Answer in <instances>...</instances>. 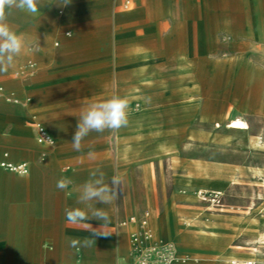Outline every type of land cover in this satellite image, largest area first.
<instances>
[{
  "label": "rangeland",
  "instance_id": "obj_1",
  "mask_svg": "<svg viewBox=\"0 0 264 264\" xmlns=\"http://www.w3.org/2000/svg\"><path fill=\"white\" fill-rule=\"evenodd\" d=\"M126 1L90 14L59 9L54 47L85 38L88 29L99 39L79 50L94 53L84 63L94 64L101 92L86 99L70 75L81 69L62 67V110L79 118L90 103L119 95L129 101L128 157L119 153L118 130L105 131L73 156V168L123 178L111 207L115 224L128 230L127 264L133 230L122 223L145 214L162 229L160 242L176 245L174 263L264 264V0H204V8L198 0ZM33 69L25 67L23 78ZM119 78L121 92L113 83ZM237 118L248 132L228 128ZM187 224L206 230V238L181 242L173 231Z\"/></svg>",
  "mask_w": 264,
  "mask_h": 264
},
{
  "label": "crops",
  "instance_id": "obj_2",
  "mask_svg": "<svg viewBox=\"0 0 264 264\" xmlns=\"http://www.w3.org/2000/svg\"><path fill=\"white\" fill-rule=\"evenodd\" d=\"M113 1L72 0L68 13L90 14ZM54 2L48 0L49 6L41 7L36 13L10 10L8 15L10 26L22 35L25 43L15 65L7 73L0 74V85L5 87L7 95L18 101L14 103L0 98V164L3 161L26 163L29 172L21 175L0 166V264H127L131 259L128 230L120 229L118 222L115 224L111 205H97L108 210L110 215V222L102 229H98L102 222L95 219L76 225L67 223L65 219L66 207L82 206L76 204L79 186L89 178L90 171L73 168L77 165L73 157L77 151L73 150L71 140L78 118L71 116H76L74 112L79 111L73 110L72 114L71 110L70 113L62 110L58 102L64 97L56 94L61 85L57 74L62 67H79L81 72L70 75L79 77L84 88L83 96L90 99L100 94L95 86L98 77L94 64L84 63L93 59L94 53L79 50L94 47L99 39L88 29L86 34L82 33L85 38L54 47L52 42L59 28V9L62 7ZM131 2L127 0L126 4ZM149 2L153 4L155 0ZM198 3L205 7L204 0H198ZM123 16L126 13H122ZM151 18H155V14ZM69 33L71 31L66 32L67 37H71ZM29 63L34 65L27 67ZM25 67L34 68L28 70L32 74L27 80L23 78ZM113 83L120 92L123 90L121 78ZM38 116H42L45 123ZM35 119L54 137V147L37 142L36 126L32 125ZM123 131V127L118 129L116 141L119 153L126 158L130 149L124 143ZM96 136V132L90 133L84 146L93 142ZM135 136L140 137L138 131ZM62 177L72 182L63 191L56 187L57 180ZM149 229L152 235L150 242L163 245L160 242L162 229L155 224L153 217L149 220ZM98 230L110 235L95 236ZM173 233L181 242L192 243L205 239L207 231L187 224V228L178 227ZM70 239L95 240V243L90 247L79 244L73 247Z\"/></svg>",
  "mask_w": 264,
  "mask_h": 264
},
{
  "label": "clouds",
  "instance_id": "obj_3",
  "mask_svg": "<svg viewBox=\"0 0 264 264\" xmlns=\"http://www.w3.org/2000/svg\"><path fill=\"white\" fill-rule=\"evenodd\" d=\"M72 0H55L60 6H68ZM52 4V3H51ZM48 0H0V74L7 73L15 65L24 48V39L13 29L8 22L10 10H22L36 13L41 7H46ZM71 35V33H69ZM129 125V101L126 97L113 96L109 99L88 104L80 113L71 144L74 151L80 152L84 141L90 133H104L118 130ZM89 159H95V153H87ZM71 180L60 178L56 182L59 190H67ZM124 190V180L114 174L107 178L106 173L100 169L89 172V178L79 186V196L76 201L78 207H66L65 219L69 224H80L90 220L102 222L98 229L104 228L110 222L109 211L101 205H111L117 200L118 192ZM107 232L96 231L95 236H108ZM70 245L78 244L90 247L95 240L79 241L70 239Z\"/></svg>",
  "mask_w": 264,
  "mask_h": 264
},
{
  "label": "built area",
  "instance_id": "obj_4",
  "mask_svg": "<svg viewBox=\"0 0 264 264\" xmlns=\"http://www.w3.org/2000/svg\"><path fill=\"white\" fill-rule=\"evenodd\" d=\"M130 0H128L129 3ZM4 95V89L0 86V98ZM37 142L41 145L48 147H54L56 141L54 137L48 132V130L41 124L36 125ZM1 167L21 175H26L29 172L28 165L26 163L15 164L8 161L1 162ZM127 223L133 225L132 242L133 259L131 264H173L177 260L178 249L172 242L163 243L161 247H152L148 242L147 228V214L141 217H131L127 222H123L122 225ZM251 264V263H249Z\"/></svg>",
  "mask_w": 264,
  "mask_h": 264
},
{
  "label": "bare ground",
  "instance_id": "obj_5",
  "mask_svg": "<svg viewBox=\"0 0 264 264\" xmlns=\"http://www.w3.org/2000/svg\"><path fill=\"white\" fill-rule=\"evenodd\" d=\"M254 29V28H253ZM244 34H246V33H244ZM183 53V57L182 58H185L186 57V55H185V53L184 52H182ZM176 56V55H175ZM11 100V99H10ZM16 103L18 102V101H16V100H14ZM228 128H230V129H236V130H242L243 132H248L249 130H250V125L248 124V122H246V121H244V120H242V119H240V118H237V119H234V120H232L229 124H228ZM218 194H220V193H218ZM201 195H202V193H201ZM203 198V197H202ZM205 200V199H204ZM147 229V231H148V234H149V237H148V242H149V244H151L152 245V247H161L162 245H157V244H154V243H151L150 241L152 240V235H151V233H150V229H149V222H148V224H147V227H146ZM151 230H152V232L153 233H155L154 232V230H153V228H152V226H151ZM250 262L249 261H247V263L246 264H249ZM234 264H237V262L236 261H234ZM252 264V263H251Z\"/></svg>",
  "mask_w": 264,
  "mask_h": 264
}]
</instances>
